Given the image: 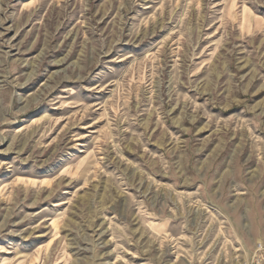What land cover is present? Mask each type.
Masks as SVG:
<instances>
[{
    "label": "rangeland",
    "instance_id": "obj_1",
    "mask_svg": "<svg viewBox=\"0 0 264 264\" xmlns=\"http://www.w3.org/2000/svg\"><path fill=\"white\" fill-rule=\"evenodd\" d=\"M262 239L264 0H0V264Z\"/></svg>",
    "mask_w": 264,
    "mask_h": 264
},
{
    "label": "built area",
    "instance_id": "obj_2",
    "mask_svg": "<svg viewBox=\"0 0 264 264\" xmlns=\"http://www.w3.org/2000/svg\"><path fill=\"white\" fill-rule=\"evenodd\" d=\"M240 264H264V239L254 243V249L249 258Z\"/></svg>",
    "mask_w": 264,
    "mask_h": 264
}]
</instances>
